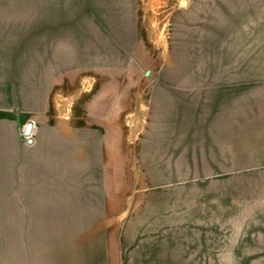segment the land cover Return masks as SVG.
Returning a JSON list of instances; mask_svg holds the SVG:
<instances>
[{
  "label": "rangeland",
  "instance_id": "rangeland-1",
  "mask_svg": "<svg viewBox=\"0 0 264 264\" xmlns=\"http://www.w3.org/2000/svg\"><path fill=\"white\" fill-rule=\"evenodd\" d=\"M0 264H264V0H0Z\"/></svg>",
  "mask_w": 264,
  "mask_h": 264
},
{
  "label": "water",
  "instance_id": "water-1",
  "mask_svg": "<svg viewBox=\"0 0 264 264\" xmlns=\"http://www.w3.org/2000/svg\"><path fill=\"white\" fill-rule=\"evenodd\" d=\"M31 132H32V125L31 124H28V126L26 127L25 134L26 135H30Z\"/></svg>",
  "mask_w": 264,
  "mask_h": 264
}]
</instances>
